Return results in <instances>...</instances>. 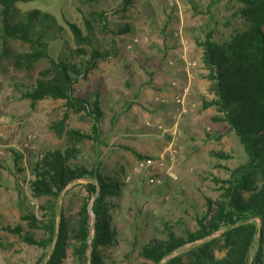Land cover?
Masks as SVG:
<instances>
[{"label": "rangeland", "instance_id": "rangeland-1", "mask_svg": "<svg viewBox=\"0 0 264 264\" xmlns=\"http://www.w3.org/2000/svg\"><path fill=\"white\" fill-rule=\"evenodd\" d=\"M120 4L121 0H101L94 5L106 12L111 29L115 31L129 23L131 30L112 36L95 21V44L109 49L115 38L116 51L75 84V95L93 97L96 91L100 93L104 116L102 143L95 147L93 141H84L78 145L81 152L74 161L88 167L98 165L103 175L119 183L116 192L106 198L108 224L117 234L111 246L99 247L104 264H153L141 257V246L152 239H166L170 232L185 236L186 231L195 230L196 217L206 212V197L220 196L216 179L227 178L230 169L247 158L229 124L215 120L220 115L217 110L202 107L203 99L212 95L200 45L208 31H213L215 41H225L243 30L246 21L238 14V0H135L126 12L118 10ZM16 5L21 18L28 9L42 7L38 3ZM66 6L79 20L82 16L75 6L89 11L83 0H70ZM50 9L57 14L58 25L68 29L56 3ZM179 31L186 46L179 42ZM55 34L56 27H46L49 43H54ZM67 46L63 52L69 49ZM9 47L8 54L0 59V264H36L44 254V261L48 259L52 247L45 250L28 244L6 227L20 225L24 232L45 237L44 230L30 228L21 213L31 211L40 220L47 218L45 209L50 208L54 198L34 196L31 182L36 176V164L47 152L69 145L66 134L53 127L63 119L67 108L62 99L45 98L32 107L31 101L22 97L23 92L34 87L39 72L49 66V61L42 59L31 70L18 69L13 55L29 51L30 47L20 40H11ZM60 47L53 55L58 54ZM184 54L197 62L189 78L183 73ZM179 73L182 86L174 89L175 96L171 89L160 91L162 87L154 82L160 74L162 83L167 85L180 80L175 79ZM185 87L186 109L176 125L172 101ZM146 89L157 95H165L166 90L170 98L147 99L143 95ZM68 112L65 129L90 131L92 120L84 111ZM132 149L144 157L156 159L164 155L166 163L157 172L143 170L135 174L140 157ZM171 149L176 150L172 158ZM214 152L225 153L228 158L217 157ZM87 182L80 179L71 183L57 200L58 213L65 215L70 226L77 224L87 201ZM91 207L92 200L89 210ZM95 221V214L90 212L91 228ZM213 237L220 238L221 232ZM198 243H187L176 254L185 256ZM215 255L221 257L224 251L216 248ZM87 256L90 257V250ZM63 264H77L70 247Z\"/></svg>", "mask_w": 264, "mask_h": 264}, {"label": "trees", "instance_id": "trees-1", "mask_svg": "<svg viewBox=\"0 0 264 264\" xmlns=\"http://www.w3.org/2000/svg\"><path fill=\"white\" fill-rule=\"evenodd\" d=\"M20 1L28 0H0V59L10 51L11 40H20L27 43L30 50L13 55L16 68L31 70L42 59L49 61V66L39 72L34 87L23 92L22 97L28 98L32 107L45 98L65 101L64 117L53 127L60 134H66L69 145L47 152L34 168L36 176L31 182L34 196L54 198L50 208L45 209L48 211L46 220L38 219L31 211L21 213L29 227L43 229L45 237L37 238L32 232H24L20 225L6 228L28 244L45 250L52 247L48 259L44 261V254L36 264H63L69 247L73 249L77 264H104L99 247L111 246L117 234L108 224L106 198L116 192L119 183L103 175L98 165L88 167L74 161L81 152L78 145L84 141H93L95 147L102 143L104 116L100 93L96 91L93 97L75 95V84L116 51L115 38L111 39L109 49L95 44V30L98 29L95 24L100 23V28L112 36L128 33L131 26L127 23L118 30L111 29L106 12L94 6L101 0H83L89 11L75 6L81 20L67 9L70 0L58 1L56 5L70 34L66 27L58 25L57 14L34 9L27 11L23 18L19 17L16 4ZM134 1L121 0L118 10L128 11ZM238 1L241 3L238 14L245 19L246 27L225 41H215L210 30L200 42L212 95L203 99L202 107L217 110L220 115L215 116V120L229 124L239 137L247 158L230 169L227 178L216 179L220 183V196L206 197V212L196 217L195 230L186 231L185 236L170 232L166 239H152L141 246V257L153 264H264V0ZM46 27H56L54 43L47 40ZM64 46L69 48L65 52ZM59 47L58 54L53 55ZM71 110L84 111L91 118L90 131L65 129ZM134 153L139 159L144 157L135 150ZM214 155L228 158L225 153L214 152ZM80 179L89 180L84 185L87 201L77 224L70 226L65 215H59L57 200L62 191ZM90 212L96 217L92 228ZM217 232H221L220 238L213 237ZM196 242L200 243L190 248L185 256L176 254L185 244ZM216 248L224 251V255L217 257Z\"/></svg>", "mask_w": 264, "mask_h": 264}, {"label": "built area", "instance_id": "built-area-1", "mask_svg": "<svg viewBox=\"0 0 264 264\" xmlns=\"http://www.w3.org/2000/svg\"><path fill=\"white\" fill-rule=\"evenodd\" d=\"M177 0H175L176 2ZM172 4V2H171ZM179 34V42L183 45L186 46V41L183 39L182 36H180V31L176 32V35ZM138 40L135 39V42H137ZM131 47V45H130ZM183 62H184V71H185V75L189 77H192L193 73L192 70L193 68L196 66L197 62L195 60L190 59L189 57H187L186 54H184L182 56ZM172 63V62H171ZM188 92V88L185 87L183 89V92L181 91L175 101L177 102V106H176V125L178 124V119L179 117L182 115V113L185 111V99H186V95ZM178 113V114H177ZM151 125V124H149ZM159 128H161V125L159 126ZM175 137L172 139V143L174 142ZM176 150H170V154H171V158L173 157V155H175ZM166 163V158L164 155H162L160 158H152V157H144L143 159H140L139 161H137V164L135 165L134 168V173H140L143 170H146L147 172H157V170L159 169L160 166L164 165ZM127 180H129V178H127Z\"/></svg>", "mask_w": 264, "mask_h": 264}, {"label": "crops", "instance_id": "crops-1", "mask_svg": "<svg viewBox=\"0 0 264 264\" xmlns=\"http://www.w3.org/2000/svg\"><path fill=\"white\" fill-rule=\"evenodd\" d=\"M58 1H63V2H65V0H28L27 2H25L26 4H31V3H38V4H42V7H38L37 9L40 11V12H42V13H44V12H51L52 14H54L52 11H51V9H50V7L52 6V5H55V3H57ZM21 2V1H20ZM20 2H17V3H20ZM34 10L35 9V7H33V8H30V10ZM28 11H29V9H28ZM59 11V10H58ZM54 15H56V14H54ZM182 73V72H181ZM181 73H179L178 75H176V77H175V79H180V80H177V81H172V83H169V84H167V85H165V84H163L162 83V77H161V79H160V74H158L157 76H155L154 77V82L156 83H159V85L162 87L161 89H160V91L161 90H164V88H168V89H171L172 90V96H175V93L177 92V90H176V92H174V89L176 88H178V87H180V85L182 86V82H181V80H182V77H177V76H180V74ZM183 73H184V69H183ZM184 75H185V73H184ZM165 95H157L156 94V92H154V93H152L150 90H148V89H146V90H144V93H143V95H144V97H146L147 99H151V100H157V101H167V100H169L168 98H170V97H168V95H167V92H166V90H165ZM152 98H154V99H152ZM172 98V97H171ZM175 99H176V97H174ZM175 99H174V101H172L173 102V110H172V112L174 113V111L176 112V108H175V106H177V102L175 101ZM173 118H175V115L173 116ZM148 124H151L150 122L148 123Z\"/></svg>", "mask_w": 264, "mask_h": 264}]
</instances>
